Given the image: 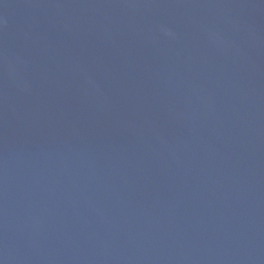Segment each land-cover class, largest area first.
Returning a JSON list of instances; mask_svg holds the SVG:
<instances>
[{
    "label": "water",
    "instance_id": "95a60500",
    "mask_svg": "<svg viewBox=\"0 0 264 264\" xmlns=\"http://www.w3.org/2000/svg\"><path fill=\"white\" fill-rule=\"evenodd\" d=\"M0 264H264V0H0Z\"/></svg>",
    "mask_w": 264,
    "mask_h": 264
}]
</instances>
